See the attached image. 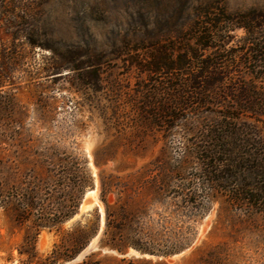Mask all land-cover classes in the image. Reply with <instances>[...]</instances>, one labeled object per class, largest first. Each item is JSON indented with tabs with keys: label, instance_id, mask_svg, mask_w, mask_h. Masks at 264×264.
Instances as JSON below:
<instances>
[{
	"label": "rangeland",
	"instance_id": "1",
	"mask_svg": "<svg viewBox=\"0 0 264 264\" xmlns=\"http://www.w3.org/2000/svg\"><path fill=\"white\" fill-rule=\"evenodd\" d=\"M0 134L91 177L60 230L0 209V264H264V0H0Z\"/></svg>",
	"mask_w": 264,
	"mask_h": 264
},
{
	"label": "trees",
	"instance_id": "2",
	"mask_svg": "<svg viewBox=\"0 0 264 264\" xmlns=\"http://www.w3.org/2000/svg\"><path fill=\"white\" fill-rule=\"evenodd\" d=\"M210 15L209 11H203L199 16H203L206 20L214 22V20L211 21V18H207ZM249 19V17L244 18L246 23H248ZM215 21L220 22L219 20ZM206 23L208 22H205L204 27L198 28L197 39L199 45L197 49H186L182 57L184 60H180L182 61L180 66L177 63L178 60L175 59L170 66L166 67L160 59L155 60V57L152 56L149 64L143 70L151 74H159L163 71L168 72L169 70L191 69L199 64L204 66L203 62L198 60L197 52L212 45V43L208 44V42L202 44V41H211L213 38V29L208 27ZM247 25L244 26L246 29H252ZM158 49L156 48L155 52ZM170 51L173 50L166 51V53L170 55ZM219 60L221 59L214 56L210 64L207 63L208 68L219 65ZM66 68V66L60 64L56 72L58 73V71ZM92 70L95 72V67ZM208 74L206 72V75L202 76L203 79ZM202 77L195 76L194 78L197 80ZM204 83V81H201L198 82V85H203ZM201 87L203 93L197 92L194 95L200 96V94H204L206 89L203 86ZM1 138L3 136L0 134V209L9 215L17 225L28 226V233L31 234L33 239L42 230H60L61 225L76 214L85 188L91 186L90 175L83 168L81 171H78L80 173L78 180L73 179L74 172L71 169L64 168L60 173L54 172L51 167V161L48 160V151L44 152L43 150L33 153V155L36 154L37 159L35 157V160L37 165L36 163L29 162L25 169H21L22 166H20L18 159L23 154L18 152L14 146H11V148L3 147ZM70 160V164L79 165L77 159L70 157ZM85 236L86 230L79 225L71 234L68 242L73 246L79 245L80 247L81 245L82 247L80 241ZM58 250L56 249L52 253L54 262L60 257Z\"/></svg>",
	"mask_w": 264,
	"mask_h": 264
},
{
	"label": "bare ground",
	"instance_id": "3",
	"mask_svg": "<svg viewBox=\"0 0 264 264\" xmlns=\"http://www.w3.org/2000/svg\"><path fill=\"white\" fill-rule=\"evenodd\" d=\"M87 196L94 198V201H96V193H95V191H90V192L88 193ZM87 201H88V200H87ZM87 201H85V203H86V204H89ZM94 203H95V202H94ZM94 203H93V205H94ZM86 204L82 205V207H81V211H82V212H86V210H88L89 208H91L89 205H86ZM91 204H92V203H91ZM136 255H137V254H136ZM80 256H81V255H80ZM82 257H83V256H81V257L78 259V261H80V260L82 259Z\"/></svg>",
	"mask_w": 264,
	"mask_h": 264
},
{
	"label": "water",
	"instance_id": "4",
	"mask_svg": "<svg viewBox=\"0 0 264 264\" xmlns=\"http://www.w3.org/2000/svg\"><path fill=\"white\" fill-rule=\"evenodd\" d=\"M85 201H87V199H86ZM87 202H88V201H87Z\"/></svg>",
	"mask_w": 264,
	"mask_h": 264
}]
</instances>
